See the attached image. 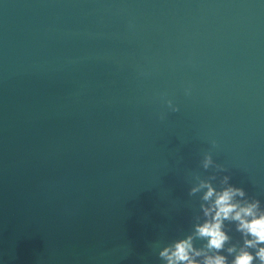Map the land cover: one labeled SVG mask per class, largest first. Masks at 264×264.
Listing matches in <instances>:
<instances>
[{
    "label": "water",
    "instance_id": "1",
    "mask_svg": "<svg viewBox=\"0 0 264 264\" xmlns=\"http://www.w3.org/2000/svg\"><path fill=\"white\" fill-rule=\"evenodd\" d=\"M0 264H264V0H0Z\"/></svg>",
    "mask_w": 264,
    "mask_h": 264
}]
</instances>
